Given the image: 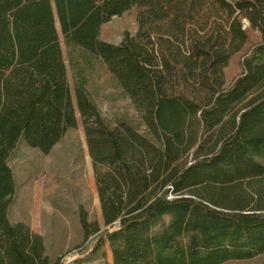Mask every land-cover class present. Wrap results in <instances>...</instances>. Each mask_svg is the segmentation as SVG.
Segmentation results:
<instances>
[{
	"label": "trees",
	"instance_id": "obj_1",
	"mask_svg": "<svg viewBox=\"0 0 264 264\" xmlns=\"http://www.w3.org/2000/svg\"><path fill=\"white\" fill-rule=\"evenodd\" d=\"M139 30L102 38L132 7ZM264 35V0H0V264H61L13 222L20 144L49 153L80 114L103 225L80 208L85 258L112 264H222L264 254V39L226 87L225 68ZM66 48L73 86L63 53ZM106 68L147 133L102 113L90 85ZM192 155L188 163V156Z\"/></svg>",
	"mask_w": 264,
	"mask_h": 264
},
{
	"label": "rangeland",
	"instance_id": "obj_2",
	"mask_svg": "<svg viewBox=\"0 0 264 264\" xmlns=\"http://www.w3.org/2000/svg\"><path fill=\"white\" fill-rule=\"evenodd\" d=\"M132 7L121 16L113 17L101 29L103 39L119 43L125 31L132 35L139 30L138 12ZM245 21H249L244 18ZM249 34L244 47L232 55L225 68L226 83L243 72L244 57L264 35L259 29L246 25ZM63 53L68 67L70 84L72 73L63 37ZM90 89L103 113L113 126L126 122L140 133H147L142 113L135 107L132 99L115 83L114 77L106 69L101 70ZM79 124L69 130L49 153L20 144L10 159L17 192L15 203L10 210L13 222L25 221L30 228L44 237L47 254L60 258L61 264H112V252L107 242L93 257L85 258L93 247L97 236L86 239L80 224V208L88 212L90 221L103 225V215L95 176V166L91 157L84 124L78 113ZM192 155L188 156V163ZM222 264H264V254L252 259L229 260Z\"/></svg>",
	"mask_w": 264,
	"mask_h": 264
},
{
	"label": "water",
	"instance_id": "obj_3",
	"mask_svg": "<svg viewBox=\"0 0 264 264\" xmlns=\"http://www.w3.org/2000/svg\"><path fill=\"white\" fill-rule=\"evenodd\" d=\"M249 24V21H245V26Z\"/></svg>",
	"mask_w": 264,
	"mask_h": 264
},
{
	"label": "crops",
	"instance_id": "obj_4",
	"mask_svg": "<svg viewBox=\"0 0 264 264\" xmlns=\"http://www.w3.org/2000/svg\"><path fill=\"white\" fill-rule=\"evenodd\" d=\"M111 263H113V259H112Z\"/></svg>",
	"mask_w": 264,
	"mask_h": 264
}]
</instances>
